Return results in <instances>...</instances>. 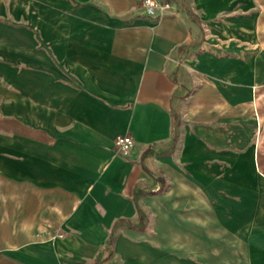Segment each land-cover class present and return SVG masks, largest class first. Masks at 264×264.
I'll return each mask as SVG.
<instances>
[{"label":"crops","instance_id":"obj_1","mask_svg":"<svg viewBox=\"0 0 264 264\" xmlns=\"http://www.w3.org/2000/svg\"><path fill=\"white\" fill-rule=\"evenodd\" d=\"M157 1L0 0L1 216L36 220L0 264H231L230 222L264 235L231 152L264 127V0Z\"/></svg>","mask_w":264,"mask_h":264},{"label":"rangeland","instance_id":"obj_2","mask_svg":"<svg viewBox=\"0 0 264 264\" xmlns=\"http://www.w3.org/2000/svg\"><path fill=\"white\" fill-rule=\"evenodd\" d=\"M231 152L233 153V161L235 162H246L248 156L256 157L260 171L264 174V127L262 128L261 133H259V136L257 135L255 138H252L249 146L244 147V149H231ZM232 153L229 156V159L231 158ZM3 205L6 206V203L0 202V241H6L7 221L10 222L12 229L17 231L19 227L27 231L35 228V219H22L18 216H14L15 214H17V212L13 209L14 203H11V217L6 218V216H1L2 213L6 214V211H3ZM217 205L218 203H216L215 206L217 207ZM259 214L263 217L264 212H260ZM259 220L256 222L258 223ZM260 222H262V224L264 225V220ZM224 224H226V220ZM229 225L234 227V232H223L219 235V246L221 248L220 253L229 263L243 264L247 263L246 259H248L249 257H264V249L262 248L261 244L264 242V235H261V237L257 233H248L246 231V219L243 218L236 219L235 222H230ZM11 237L17 238V240L29 238L30 233H12Z\"/></svg>","mask_w":264,"mask_h":264},{"label":"built area","instance_id":"obj_3","mask_svg":"<svg viewBox=\"0 0 264 264\" xmlns=\"http://www.w3.org/2000/svg\"><path fill=\"white\" fill-rule=\"evenodd\" d=\"M141 6L144 9V14L150 17H155L159 9L169 10L170 4L168 2H160L157 0H140ZM133 144L131 135H119L115 139V146L119 153L128 155ZM88 264V263H81Z\"/></svg>","mask_w":264,"mask_h":264}]
</instances>
